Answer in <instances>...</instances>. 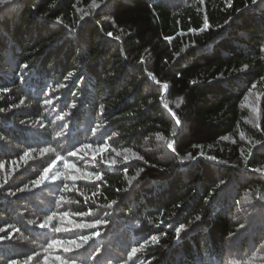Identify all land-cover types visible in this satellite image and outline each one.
I'll return each mask as SVG.
<instances>
[{"label":"trees","instance_id":"1","mask_svg":"<svg viewBox=\"0 0 264 264\" xmlns=\"http://www.w3.org/2000/svg\"><path fill=\"white\" fill-rule=\"evenodd\" d=\"M253 92L259 127L246 121ZM243 130L259 142L250 153ZM85 146L138 159L109 165ZM76 150L83 159L71 157ZM70 164H95L102 178L74 180ZM246 191L259 201L237 211ZM261 196L259 0L0 4V264L51 254L69 264H264ZM96 220L105 222L75 226ZM80 236L92 239L79 250L48 247Z\"/></svg>","mask_w":264,"mask_h":264},{"label":"rangeland","instance_id":"2","mask_svg":"<svg viewBox=\"0 0 264 264\" xmlns=\"http://www.w3.org/2000/svg\"><path fill=\"white\" fill-rule=\"evenodd\" d=\"M259 4L262 5V7L264 8V0H259ZM260 102H261L260 95L257 92H253L245 104V107L249 110L248 119L246 121H247V123H249L250 125H252L254 127L260 126V118H261ZM240 137L246 143V148H247L249 153L255 147H257L259 145V143H257L255 140H252L251 138H249V136L246 134V132L244 130L240 132ZM84 148H87L88 154L93 153L94 154L93 156H98L99 154H102L105 152L106 155H105L103 162L113 161L114 156L117 158L123 157L125 160H127V161L129 160L130 162H133L134 160L138 159V154L133 153V155H131V153H129V150H125V152H120L119 150H115V151H113L114 152L113 153L108 149H106L104 151H98L97 149L93 150V149H89L88 147H83V149ZM74 153H76V155H71V157L73 156L77 159H81V158L83 159V155H81L78 150H76ZM70 165H73V164H70ZM109 165H112V164H109ZM114 165H116V163ZM75 166H76L75 168L69 167V169H68L70 174H72V177H76V179H74V180L82 178L83 181H88V180L95 178V175H93L92 177L87 176V173H93L94 172L91 170L95 167V164H94V166L88 165V167H87L88 169H86V170L81 169V167H79L77 165H75ZM77 169H79V171H77ZM134 181H136V180H134ZM129 184H130V186L134 185L133 182L129 183ZM231 194L233 196L237 195L238 194L237 189L233 188ZM34 199H35V197H34ZM237 201H238L239 205H238V208L236 210L242 211L243 206H246L249 208L256 206L257 202L259 201V196L257 194H255L254 191H246L245 193H243L241 195L240 199H238ZM26 210L29 211L28 208ZM65 245H66V247L71 248V245H69V244H65ZM62 256L63 255L51 254V256L48 259L45 258V260L41 261V264H61V259L63 258ZM263 256H264V254H263ZM57 257H60V259H57ZM62 260H64V259H62Z\"/></svg>","mask_w":264,"mask_h":264},{"label":"snow or ice","instance_id":"3","mask_svg":"<svg viewBox=\"0 0 264 264\" xmlns=\"http://www.w3.org/2000/svg\"><path fill=\"white\" fill-rule=\"evenodd\" d=\"M6 2H8V0H0V4L6 3ZM207 27H208V24H207V21H205L204 28H207ZM108 35L111 36L112 34H111V33H108ZM166 39H170V38H166ZM24 67L27 68V65H24ZM153 79H155V77H153ZM163 87H164L165 89H167L168 85L165 84V85H163ZM4 91H8V90H7V89H4ZM165 107L167 108V105H165ZM172 115L175 116V113L173 112ZM175 123H176L177 125L180 124V121H179L178 118L175 120ZM174 131H175V129H173V132H174ZM157 138L160 139V138H162V137H159V136H158ZM257 143H259V142H257ZM85 147H90V146H85ZM167 147H168L169 149H172V150L174 151L172 143H168V144H167ZM104 150H105V149H103V148L98 149V151H104ZM44 151H48V149H45ZM24 155L27 156L28 153L25 152ZM71 155H76V153H71ZM186 158H187V157H186ZM57 159H59V157H57ZM52 163L55 164V161H53ZM104 163H105V164H112V165H114L116 162H115V160H113V161H110V162H109V161H105ZM70 167L75 168L76 166L73 164V165H70ZM48 171H49V168H45V169H44V174L39 178V180L35 181V183H36V184H39V183H41L42 181H44V180L47 178ZM77 171H79V169H77ZM253 171H259V169H254ZM93 175H95V179H96V180H100V179L102 178L101 175H99V174L87 173V176H88V177H92ZM55 178H56V177H53V179H55ZM72 179H76V177H72ZM93 195H95V193H93ZM61 199H63V197H61ZM261 199H264V196H261ZM112 204H115V201H113ZM108 207H111V204L108 205ZM63 215L66 217L68 214H67V213H64ZM55 216H56V213H52V215L48 216V217L46 218V220L44 221V223L41 224V227H42V228L47 227V226L49 225V223L53 220V218H54ZM196 219L199 220L200 217H196ZM104 222H105V221L96 220L95 223H93V224H77V225H75V226H76L77 228H85V227H88V228H94V227H96L97 225H99V224H101V223H104ZM54 230L57 231V232H59V231H61L62 229H61V228H55ZM0 231H3V230H0ZM92 235H94V236H98L99 233L96 232V233H93ZM4 238H5V237H0V239H4ZM90 239H92V236H80V237H79L80 243H77L75 240H70V241H66V242H62V241H59V240H53V241L51 242V244L48 245V247H52L53 244H56V245H63V244L66 243V244L72 245L73 247H71V248H69V247H65L64 250H65L66 252H72V251H74V250H79V249H81V248L84 246V244H87V243H88V241H89ZM151 239H152L153 241H155V240L157 239V237L153 236V237H151ZM142 248H143V245H141L140 248H132V249H131V252L129 253V256H135V254H136L138 251H140ZM77 258H78V257H73V258L71 259V264H76V260H77ZM57 259H60V257H57ZM28 260H32V257L29 256V257H28ZM11 264H17V261H11ZM25 264H27V261L25 262ZM61 264H69V261H68V260H62V259H61ZM125 264H126V262H125Z\"/></svg>","mask_w":264,"mask_h":264},{"label":"water","instance_id":"4","mask_svg":"<svg viewBox=\"0 0 264 264\" xmlns=\"http://www.w3.org/2000/svg\"><path fill=\"white\" fill-rule=\"evenodd\" d=\"M168 89H169V87H167V89H165V92H167V91H168Z\"/></svg>","mask_w":264,"mask_h":264}]
</instances>
